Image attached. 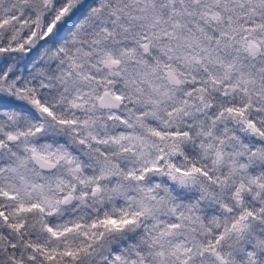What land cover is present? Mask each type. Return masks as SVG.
I'll use <instances>...</instances> for the list:
<instances>
[{"label":"trees","instance_id":"16d2710c","mask_svg":"<svg viewBox=\"0 0 264 264\" xmlns=\"http://www.w3.org/2000/svg\"><path fill=\"white\" fill-rule=\"evenodd\" d=\"M71 1L0 0V100L16 103L0 108V154L12 149L0 157V264H223L214 249L226 264H253L249 250L264 252V46L256 59L243 41L264 30V0H81L64 38L41 43L39 29L57 33ZM209 7L215 23L198 19ZM154 14L148 50L130 54ZM108 56L122 60L117 74ZM119 83L124 103L103 109L100 96ZM25 104L47 107L45 128ZM28 143L69 158L57 188L78 203L48 209L44 177L59 168L31 157L25 174ZM154 183L147 210L135 196ZM240 217L250 235L233 229Z\"/></svg>","mask_w":264,"mask_h":264},{"label":"rangeland","instance_id":"374dc122","mask_svg":"<svg viewBox=\"0 0 264 264\" xmlns=\"http://www.w3.org/2000/svg\"><path fill=\"white\" fill-rule=\"evenodd\" d=\"M79 1L81 0H72L71 2H69L66 7H64V9H62V14L65 16V19L66 20H63V23L57 25L60 29L58 30V32H54V27L55 24H46L44 25V27L42 29H39V37L41 39V43H46L49 42V40H52L53 42H57L58 39L64 37V35L66 33L69 32V30L71 29V26H72V23H74L73 19H77V16L79 14V12L81 11L79 9ZM91 0H86V3H89ZM141 1V0H139ZM233 2H237L239 3L238 5V8H241L243 3H245L244 1L245 0H232ZM203 14V15H202ZM202 14L199 15V20L206 18V19H210L212 20V22H217L218 18H219V15L217 14H213L211 13V8L209 7L207 10H205V13L202 12ZM144 17V16H143ZM145 18V17H144ZM158 16H156L155 14L152 15V18H150L147 23L145 24V26H143V30L141 31V34L139 36V40L138 42L136 43V45L131 48L132 50H129L130 54H141L143 55L147 50H148V45H149V42H147L148 38H147V35L154 31V29H156V26L158 24ZM209 28V27H208ZM252 40H255V42L259 43V45L261 46V48L264 46V30L260 31V32H251L250 35H248L246 37V39L243 41V46H244V50L247 54H249L250 52L248 51V46L250 45V42ZM163 48H167L166 49V53H173V48L171 46H166L164 45ZM163 51V50H162ZM128 52V51H127ZM127 52L125 51H119L120 55L124 56V55H127ZM210 52H207V55L210 56ZM262 53L260 52L259 54H254L253 57H255L256 59H263V57H261ZM185 56V55H183ZM188 57V60L189 59H198L200 57H195L193 56V54L190 53ZM42 59V57L40 58V60ZM118 60H120V58L117 57ZM116 59V60H117ZM112 60H115V58H112V57H107V59H105V67L109 69L110 73L111 74H117L118 72L121 71V69H123V64L121 63L122 60H120V65L118 64V67H112L111 65V62ZM29 62H30V59L29 57H25L24 58V61H23V65L28 67L29 66ZM213 72L215 75H219L221 74V70L218 69V68H214L213 69ZM165 76H166V79H168L167 81H169L170 83L172 82L173 84H178L179 83V78L178 76L176 75V73L173 72V70H168L166 73H165ZM124 88H127L126 86H124V84L122 83H119L118 85H112L109 87L108 90H110L111 92H113L115 95L117 96H122L123 93H125L124 91ZM10 105H16V103H11V102H8L7 100H0V108H4V106H10ZM24 108L23 109H27L30 113H32L35 117H36V124H37V129L39 130H42L43 128H45V116L43 113H47L49 112L47 107H44V106H41V107H38V109H32V107H29L27 104H25L23 106ZM13 137H15V139L19 140L22 139L21 137L19 136H14V135H11ZM15 140V141H16ZM249 142V141H248ZM251 142H249L250 144ZM25 142H22L21 145H24ZM16 146H19L18 144ZM26 147H29L30 150H28L27 152H23V156H22V160H20V166L21 168L24 170V173L26 174L28 171H29V168L30 170H34L32 169V165L30 164V158L33 156V155H37V154H41L43 157L47 158V159H50L54 164H56L59 168V170H57L56 174H51L50 176H46L44 178L46 179H49L50 181H48V183H46V185H48V194H50V196H48V199L46 198V203H47V206H48V209H50L51 207H55V206H58V207H62V204L63 205H71L72 203H78V199L77 197L74 195V193L72 192V195L71 194H64L62 193L61 195L59 194V191H58V179H61L60 177V169L63 168L65 169L67 167V171L70 169V165H69V158L62 155L60 157V154H58L56 151H55V148L53 147V145H51V143H49L48 146H46L45 149H34L32 148V146L30 145V143L27 144ZM6 151H4L3 153L0 154V157H4V158H8L10 157V150L11 147L8 145L6 146ZM43 151V152H42ZM61 158V162L58 163L57 161ZM220 156L218 155V160H220ZM66 166V167H64ZM13 169L14 167L13 166H10L8 164V167H7V176L4 177V179L8 180V177L11 176L10 174L13 172ZM110 174L107 172V173H103L102 174V178H105V179H109ZM157 180L161 181L160 178H157ZM166 184V186L170 187L171 185H173V179L172 178H166L165 181H164ZM59 183H60V180H59ZM159 183V182H158ZM155 183L154 185H144V187H142V192L140 194H137V196H135V198L140 202V204L142 206H144L145 209H149V207L151 206L150 203L154 200V196L156 195L155 194V190H154V187H155ZM94 187V186H93ZM94 188H99V187H94ZM11 191H6L5 193H3V195L6 197V198H9L11 196ZM101 193V191H100ZM240 194V193H239ZM67 195H71L72 196V200L68 203V204H64L63 200L64 198L67 196ZM100 195V194H99ZM98 195V196H99ZM96 196V197H98ZM102 199V197H101ZM236 201H237V205L241 204L243 201H241V199H239V196H236ZM6 213L1 209L0 207V217L5 221L6 220ZM248 218H245V217H240V218H237V219H234L233 220V224H234V227L233 229L234 230H237L239 232L238 235H241V233H244L247 234V235H250L252 233V225L249 226L248 223L249 221H247ZM109 223H111L112 225H116L118 224L117 220L114 219V218H111L109 220ZM49 232H54L51 230L50 227H47L46 228ZM11 233L8 234V236H10ZM8 238V237H7ZM244 240H245V236H244ZM1 245L0 244V248H1ZM246 247V246H245ZM248 262L249 263H253V264H256L255 261H256V258L257 256H260V258H264V252L263 253H260V252H255L254 249H250L249 252H248ZM214 264H219V263H216L215 261L213 262Z\"/></svg>","mask_w":264,"mask_h":264},{"label":"water","instance_id":"95a60500","mask_svg":"<svg viewBox=\"0 0 264 264\" xmlns=\"http://www.w3.org/2000/svg\"><path fill=\"white\" fill-rule=\"evenodd\" d=\"M76 19H73L75 21ZM63 38V37H62ZM61 39V38H60ZM59 40V39H58ZM248 51L250 54H259L261 52V46L259 43L255 42V40H252L250 42V45L248 46ZM119 60H112L111 65L112 67H118V62ZM99 103H101V107L103 109H109L111 108L112 110H117L120 108V106L124 103L122 102V98L120 96L115 95L113 92L110 90L106 91L104 94H102L99 98ZM11 142H14L16 139L13 136L9 137ZM2 148V143L0 142V150ZM33 162L35 163L36 167L38 169H42L44 172H50L54 171L56 168V164H54L50 159H47L43 157L41 154L33 155L32 156ZM92 193L95 196H98L100 194V189L99 188H93ZM72 200L71 195H67L63 202L64 204H68ZM213 254L216 255L217 259L223 263L226 264V259L222 256V254H218L217 250H213Z\"/></svg>","mask_w":264,"mask_h":264}]
</instances>
